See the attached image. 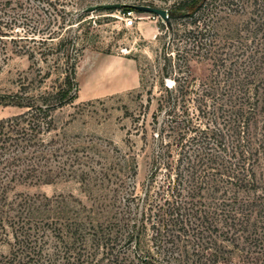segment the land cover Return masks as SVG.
<instances>
[{"label": "trees", "instance_id": "16d2710c", "mask_svg": "<svg viewBox=\"0 0 264 264\" xmlns=\"http://www.w3.org/2000/svg\"><path fill=\"white\" fill-rule=\"evenodd\" d=\"M205 1L190 0L182 12L171 10L168 16L193 17ZM251 2L253 23L245 27L255 37L253 45L241 38V46L227 54V70L212 69L205 81L193 84L189 72L174 78L157 101L151 131L141 128L145 138L149 134L150 153L138 225L130 223L125 203L102 222L70 220L51 230L27 212L17 213V219L8 214L12 182L44 173L38 166L42 158L48 161L42 152L51 142L44 143L43 136L54 128L52 111L76 97V56L68 54L62 32L45 28L40 54L45 61L57 56L44 77L52 70L63 77L37 96L16 95V105L26 111L0 120V242L12 239L0 264H227L231 257L237 262L230 264H264V132L252 131L264 83V0ZM18 4L0 0V63L8 52L36 59L39 48L19 42L36 43L37 23L24 31L28 34H17L22 15L7 13ZM259 31L263 36L256 38ZM57 37L56 46L49 45ZM74 47L79 53L85 44ZM146 236L149 245L143 248L139 240Z\"/></svg>", "mask_w": 264, "mask_h": 264}, {"label": "rangeland", "instance_id": "374dc122", "mask_svg": "<svg viewBox=\"0 0 264 264\" xmlns=\"http://www.w3.org/2000/svg\"><path fill=\"white\" fill-rule=\"evenodd\" d=\"M189 1L20 0L16 9L11 5L8 14L22 15L17 34H28L24 31L37 23L36 43H19L39 49L35 48V60L8 52V58L0 63V120L26 111L16 105V95L37 96L63 77L60 70L44 77L57 56L49 55L45 61L40 54L46 47L39 43L46 27L62 32L68 54L76 56L77 91L72 102L52 111L54 128L43 136L44 143L51 142L42 152L48 161L42 158L38 166L44 173H35L32 179L22 176L8 189L10 217L17 219V213L27 212L51 230V226L70 220L102 222L120 212L125 203L128 207L122 209L133 218L130 223L139 224L150 153L149 134L145 138L141 128L151 131L164 86L188 72L195 78L193 84L205 81L212 69L224 73L230 50L241 46L245 36L249 40L246 37L243 44L255 38L245 27L246 22L253 23L251 0L246 4V0H206L193 17L182 13L168 16L171 10L182 12ZM106 3L163 8L167 19L136 11V16L143 17L126 26L125 14L131 9L103 8ZM242 4L247 10H241ZM92 6L96 8L88 11ZM261 36L259 31L256 38ZM57 42L58 37L49 45L55 47ZM81 44H85L82 51L72 50ZM259 100L252 126L257 135L264 132V83ZM139 241L141 247L148 248L147 236ZM11 242V238L0 242V254H8ZM228 261L237 262V257Z\"/></svg>", "mask_w": 264, "mask_h": 264}, {"label": "water", "instance_id": "95a60500", "mask_svg": "<svg viewBox=\"0 0 264 264\" xmlns=\"http://www.w3.org/2000/svg\"><path fill=\"white\" fill-rule=\"evenodd\" d=\"M125 4L121 3H106L102 4L101 6L103 8H119ZM96 6H92L87 8L88 11L95 9ZM134 9L139 12H147L151 14H155L160 16L162 19H167V11L163 8L155 7V6H149V5H134Z\"/></svg>", "mask_w": 264, "mask_h": 264}, {"label": "built area", "instance_id": "2783aa9c", "mask_svg": "<svg viewBox=\"0 0 264 264\" xmlns=\"http://www.w3.org/2000/svg\"><path fill=\"white\" fill-rule=\"evenodd\" d=\"M135 13H136V10H129V11L126 12L125 18H124V22H125L126 26L133 25L134 22H135V18H142L143 17V16H136ZM151 16L153 18H161L160 16L155 15V14H152Z\"/></svg>", "mask_w": 264, "mask_h": 264}]
</instances>
